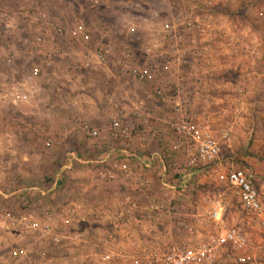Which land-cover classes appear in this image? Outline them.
Segmentation results:
<instances>
[{
	"label": "rangeland",
	"instance_id": "1",
	"mask_svg": "<svg viewBox=\"0 0 264 264\" xmlns=\"http://www.w3.org/2000/svg\"><path fill=\"white\" fill-rule=\"evenodd\" d=\"M178 5L181 6L180 9ZM163 6L169 9H163ZM182 15L197 20L206 30L202 35L199 32H184L182 28L177 30L182 39L181 43L183 41V48L190 53V60H196L197 72L207 73L209 70L214 72L213 68L220 65L214 58L219 55L216 48L228 43L225 46L231 50V55L236 48L231 45L230 39L239 33L246 45H252L254 41L260 43L262 54L256 68L264 73V0H0V170H3L0 171V264H108L113 260L118 264H142L143 253H162L171 244L195 246L210 241L213 235L220 237V231L207 219L210 202L216 197H222L225 201V218L229 225L240 228L253 245H258L263 240L264 228L260 226V220L242 209L234 189L219 178L221 173L244 164L240 157H237V152L242 150L246 155L252 154L251 149L258 128L255 127L251 132L253 128L251 123L249 126L241 125V134L238 136L240 139L234 142L235 153L227 152L226 160L221 165L195 171L187 169L183 166L187 152L184 148L176 147L180 142L179 137L169 124L180 112H177L169 102H165L167 108L162 105L165 99L171 101L172 75L166 71L163 76L155 75L153 80L146 81L143 85V80L131 79L119 70L118 62L123 58L125 50H129L130 59L135 65L154 69L155 74L158 68L170 67L171 50L167 37L163 42L168 52L160 54L152 51L148 57L143 54V42L151 43L158 39L159 28L172 23L176 17ZM222 22L231 25L230 31L219 35L220 30L214 26ZM78 25L85 30L78 28ZM71 28L79 29L76 34L81 38L75 43L71 40L77 35L72 34ZM203 35L212 37L210 42L213 50L209 53H202L200 47L196 46L197 43H194ZM95 46H101L107 51L109 68L118 74L112 81L123 83L133 94V102L140 105L133 108L131 122L127 123L131 130V139L126 142L113 141V147L126 145L130 153L136 154L140 160L137 168L143 169V155L145 158L154 153L161 155L163 164L166 165L163 177L158 172L162 164L159 161L151 168L156 172L152 177L147 176L149 193L148 201L141 207L144 210L142 220L120 219L119 223L124 224L125 229L136 236L130 235V240L124 242L120 238L116 239V247L123 252H119L117 258L108 250L109 245L106 244L109 231L104 230L102 233L100 231L98 235L87 234L83 239L77 238L80 225L77 223L78 212L74 210L79 206L72 204L78 197L73 186L77 180L73 173H69L66 177L68 179L66 186L64 177L66 169L62 167L68 164V161L72 163L69 171H72L75 165H85L94 169H122L121 167L126 165L129 169L128 164L120 161L117 156L110 162L99 164L96 162L99 159L93 155L79 157L75 153L77 148L75 143L66 144L61 141L60 137L64 130L62 127H48L41 121L42 109L40 112L37 111L39 112L37 115L31 114L34 116L31 119L27 116L30 111L27 106L24 105L17 111L5 102L12 97V93H15V90L11 92L7 89L11 87L12 82L18 86L23 84L33 90L34 85L42 81L39 80L41 76L53 72L54 69L57 70L58 76L72 71V75L81 72L85 74L86 80L91 78L93 75L91 71L96 70L89 69L90 61L92 63L94 60L95 64L93 57ZM63 53L71 55L62 56ZM238 54L246 55L244 51L238 50L234 56ZM47 55L50 56V66H47L44 60V56ZM84 55L91 60L88 61ZM222 57L223 55H220L218 58L225 61ZM84 58L88 65L82 66L80 70L79 65L81 66ZM33 69H37L38 74L28 79ZM52 80L61 81L55 75ZM106 80V76L96 80L93 95L97 97L104 93L102 89L99 90V86L107 84ZM184 85H187L186 81ZM261 85L264 87V78ZM143 86L148 90V95L153 97L150 100L155 102L157 100V107L152 110L154 122L149 123L146 129L149 132L147 136L151 139L147 142L148 149L145 150L140 146L143 143L144 129ZM158 87L163 89V99L153 96ZM72 89L70 92L72 97L66 99L70 105L79 91ZM8 90L9 93H6ZM3 95H6V98L2 97ZM251 95L252 92L248 95L249 100ZM260 97L264 101V93ZM56 101L58 98L53 93L48 101L54 108L52 116L50 115L52 120H49L53 121V125H57L61 119L58 118L61 113L57 110L60 107ZM213 110L207 113L216 112L218 109L213 107ZM64 112H67L65 114L70 118L74 130L83 131L84 136L89 137L80 125L82 123L87 124L89 129H98L100 131L98 138L107 135V128L104 130L94 128L90 125V119H85V116L82 117L74 109ZM230 113L233 114L232 106L227 115H224L225 121H228ZM248 113L249 118L251 113L256 118L259 117L261 121L259 130L263 135L264 109L255 108ZM180 114H194L200 125L216 132L225 128L221 122L205 123L206 115L198 105L191 110L182 109ZM240 114L241 117H248L244 112L238 115ZM51 145L54 147L51 148ZM69 149L74 153L73 155L69 153L68 157L78 158L77 161H74V158L65 160V154ZM106 163L111 164L108 166ZM134 163L136 162H130L131 167H134ZM246 169L253 170L257 175L256 186L264 209V169L259 171L249 167ZM27 172L33 174V179L23 182L21 176H26ZM189 172L192 174L182 177V173ZM56 177L59 178L57 189L49 195H41L44 182H51ZM182 180L186 182L184 188L181 187ZM105 181L107 180H102ZM163 183L177 188L169 187L165 192L161 189L167 188ZM60 186L66 189L65 192L61 191ZM29 195L33 197L32 203H22ZM65 198H69V202H65ZM125 208L127 210L128 207ZM107 209L108 206H105L104 215L107 214ZM4 211L19 217L25 216L27 226L20 225L16 228L11 221L5 219ZM47 211L53 214L52 220L47 219ZM68 212L71 218L69 216L67 218ZM69 218L72 220L67 223L66 220ZM102 226L108 229L104 222L101 223V228ZM17 248L22 253L14 256L13 251ZM214 264L238 263L234 252L228 246H223ZM254 264H264V250L256 253Z\"/></svg>",
	"mask_w": 264,
	"mask_h": 264
},
{
	"label": "crops",
	"instance_id": "2",
	"mask_svg": "<svg viewBox=\"0 0 264 264\" xmlns=\"http://www.w3.org/2000/svg\"><path fill=\"white\" fill-rule=\"evenodd\" d=\"M179 6L180 5H178V8L180 9L181 6ZM163 9L169 8H167V6H163ZM175 9H177V7H175ZM202 18L204 19V17ZM230 26V24L222 22L220 25L214 27L220 30L218 34L221 35L222 33L225 34L227 31H230ZM78 28L85 30V28L80 25H78ZM71 29L72 34L75 33L74 35H77L75 39L71 40L72 43H75L81 38L78 34H76L79 29ZM216 34L217 33H215V35ZM179 35L180 34L175 32L174 29H165L164 25L159 28L158 39H155V41H151V43L143 42L144 48L156 45V47L153 48V52H159L160 54H162L166 51L164 48L163 40H166L165 37H167L170 41L171 65L170 67H161L160 69L158 68L155 74L158 76H163V73L169 72L173 78V82L171 85V101L165 99L162 105L167 108L165 102H169L173 104L174 109L176 108L179 110H191L196 108V105H198V108L201 109L206 115L205 123L213 124L215 122H221V124L223 123L225 125V128L230 129V139L227 143L224 142L222 145L221 161L220 163H218V165H221L223 161L226 160L227 152L235 153L234 142L235 140L237 141V139H240V137H238L241 134L240 126L244 124H248L249 126V124L251 123L253 126L251 132L254 131L255 127L258 128V130H256V137L251 149L252 154L246 155V153H244L242 150L237 152L236 154L237 157H240L242 163H244L246 167H249L250 169H255L256 171H259V169H264V133L263 135H261L262 132L259 130L261 121L259 117L256 118L255 115L252 113L251 118H249L250 113H248L249 111H254L255 108L259 110L264 109V101H262L260 97L261 94L264 93V87H262L261 85V80H263L264 78V73L259 72L256 68L257 63L261 57L260 54H262L261 48L259 47L260 43H255L254 41L252 45H246V43L242 41L240 34L236 33V37L230 39L231 45L236 48V51H244L246 55L243 56L242 54H238L234 56V53L236 51L230 55L231 50L227 49V46H225L228 45V43L225 45L221 44L222 47L216 48L219 55L214 56V58H216L217 60L215 62L220 63V65L213 68V70H215L214 72H210L209 70L207 71V73L205 71L199 73L196 71V60H190V53L186 48H183V41L181 43L182 39ZM206 36L204 37L203 35L202 38L197 39V42L194 41L195 44L197 43L196 46L200 47L202 53H209L210 50H213L210 42V40H212V37L210 36V38ZM91 50L93 51L94 49ZM70 55L71 54L66 55V53H63L62 56ZM220 55H223L222 58L225 59V61H222L218 58ZM84 57L86 58L87 56L84 55ZM85 58L82 60L81 66L79 65L80 70L82 66L88 65L86 64ZM186 58H188V60ZM87 60L90 61L91 59H88L87 57ZM93 62H89L90 71L94 69ZM109 67V63L97 66L98 70L96 69L91 71L93 75L87 80L85 74H81V72H75L76 75H72L71 71L58 76L57 70L54 69L53 72H49L48 74L41 76L39 80L42 81H38L36 85H34L33 90L32 88H27V98L24 100V104L22 103L24 101L9 102L10 98L5 102L17 111L20 110L22 106H27V108L30 110L27 116L31 119L32 117H34L32 116L33 114H39L40 109H42L43 113L40 115L42 117L41 121H43V123L48 127H62L64 130L60 137L61 141L65 142L66 144L67 142L75 143V146L77 147V151L75 150V153H77L79 157L83 158L86 155H93L94 158L102 159V161L104 160L103 163H105L106 161L110 162L112 158H115V156H117L120 161L128 164L129 169H107L108 171H111L115 175V177L112 180L109 179L105 182H102L103 179H101V177L99 176L100 171H102L103 169H94V167H89L85 165H75L72 169V172L69 171L71 170L69 168L72 167V163L70 161H68V164H64L62 167V169H66L64 173L66 186H68V179L66 177L69 173H73L74 176H76L75 180H77V182L73 183V186H75L76 188V193L78 197H76L75 199L76 202H72V204H74L75 206H79L80 208H76L74 210L78 212L77 216L79 217L77 219V223L79 222L78 224L80 225L78 229V231L80 232L77 233V238L82 237L83 239L87 234L98 235L100 231L102 233V231L107 230L109 231V238L106 243L109 245L108 250L117 258V255L120 254L122 251H120L116 247V239L120 238L124 242L130 240V235L134 237L136 236V234L134 235L133 233L128 231V229L126 230L124 224L119 223L120 219L123 221H125V219H128L129 221L132 219H134L135 221L142 220V218L144 217V210L141 207L146 201H148L147 193H149V184L146 180L148 178L147 176L152 177V174H154L156 170L151 168L153 167V165H155V163H157V161H159L162 164L160 169H158V172L163 177V172L166 170V165H164L165 163L163 164V157L157 153H154L145 158L143 155V169L137 168L138 165H140V160L138 156L134 153L131 154L129 149L125 147L126 145H121L119 148L113 147L114 142L108 137V134L103 138L100 137L97 139L87 137L86 135L84 136L82 134L83 131L79 129L74 130L75 128L71 124L68 115L65 114L67 112H64V110L74 109L75 111H77L78 114H81L82 117L85 116V119H90V125H92L94 128L99 127L104 130L109 125L110 115H112L114 110H116L117 106H119L126 110L125 122H131V111L133 110V108H136L139 103L137 104V102H133V94L123 83L120 84L116 80L112 81V78L116 79L118 74L112 72ZM53 75H55L58 80L61 79V81H53ZM105 76L107 78V84H105L104 86H99V90L102 89L104 93H101L102 95L96 97L95 95H93V88L95 87V84H97L95 82H97V79ZM123 78L126 77L123 76ZM185 81L187 83L186 86L184 85ZM52 82L54 84H52ZM145 82L146 81H144L143 85H145ZM234 83H237V85H235ZM16 84L17 83L12 82V84L10 85L11 87L6 88L10 89V91L12 92L18 87V85ZM72 88L78 89L79 91L77 92L75 97H73V103L72 105H70L69 101H67L66 99L69 96L72 97L70 95L71 90H73ZM239 89L243 90L241 112H244V114H246V116L248 117L244 118L241 117V114L234 115L230 113L231 116H229L228 121H225L224 115H227V112L231 110V106L233 105L234 99L239 94ZM251 92V100H249L248 95ZM6 93H9V90ZM53 93H55V96L58 98L56 104H58V106L60 107L57 109L58 111L60 110L59 113H61L58 115V118H61L60 122L57 123V125L59 126L53 125V121H49L52 120L50 119V115L52 116L51 113L54 108L50 106L51 104L48 101H50L51 95ZM66 93L67 96H65ZM5 96L6 95H3L2 97L6 98ZM153 96L160 99L163 97L156 96V94ZM150 98L153 99V97L148 95V90L144 88V129L143 143L140 144V146L143 147V150L148 149L147 142L150 141L151 138L147 136V133L149 132L146 129L148 128L149 123L152 124L154 122L155 117L153 116L152 110H155V107H157V100L155 102L154 100H150ZM213 107H216V109L218 110L216 112H212L214 111ZM210 110H212L211 113H207ZM92 111L94 112L92 113ZM53 147L54 146H52L51 148ZM69 153H74V151H72V149H69L65 154V160L67 161L68 159H75L74 161H77L78 158H69ZM109 155H112V157H108ZM79 161L82 162V160ZM131 161L136 162L134 163V167H131ZM96 162L97 164H99L98 161ZM110 164L111 163H108L107 165L109 166ZM214 166L215 165L200 169H211ZM29 167H31V165H29ZM49 173H51V171ZM25 175V178L23 177V175L21 176L23 182L28 181L33 176V174L30 172H27V174ZM50 184L51 182H44L42 190L40 191L41 195H49V193L57 189H52ZM163 184L166 185L165 183ZM166 186V189L164 187L161 188L164 189L165 192L168 191L169 187L173 189L177 188V186L175 187L173 185ZM61 187L62 186H60V188ZM65 190L66 189L62 187L61 191L65 192ZM27 197L28 198H26V201H22V203H32V195H29ZM20 198L23 199V197ZM65 202H69V198H65ZM133 202L136 203L137 208L133 209V211L131 210L130 212H127V210H125V207H129V205ZM105 206H108L106 215H104L106 211H103ZM66 216L67 218L68 216L70 217V212H68ZM22 217L25 221V216ZM70 218L67 219L66 222L69 221L70 223L72 220ZM103 222L106 224V226H108V229L104 228L103 226V228H101V223ZM120 244L122 243L120 242ZM120 244H118V247L120 246ZM108 264L118 263L116 262V260H113Z\"/></svg>",
	"mask_w": 264,
	"mask_h": 264
},
{
	"label": "built area",
	"instance_id": "3",
	"mask_svg": "<svg viewBox=\"0 0 264 264\" xmlns=\"http://www.w3.org/2000/svg\"><path fill=\"white\" fill-rule=\"evenodd\" d=\"M178 27H181L187 32H199L203 34L206 31L197 20H192L184 15L176 17L172 23L165 25V29H174L175 32L179 30ZM155 47L156 45L145 47L143 50L144 56H148ZM106 52V49L101 46L95 48L93 54L95 58V64H93L94 69H97L99 65L101 66L108 63ZM130 56L129 50H125L123 58L118 62L120 72L131 79L141 81L153 80L155 77L154 69H148L147 67L142 68L135 65L130 59ZM44 60L46 65L50 66V56H44ZM37 74V69H33L28 75V79L33 78ZM155 93L157 96L162 97V87H158ZM238 93L232 105V112L234 115H238L241 112L243 90L239 89ZM26 98L27 88L22 84L15 89V93H12L9 102L10 100L12 102H21ZM181 111L182 110L177 109V112L181 113ZM180 113L177 114L169 124L171 129L179 137L180 142L176 147L179 149L184 148L187 152V158L183 166L195 171L196 169L218 165L221 161L222 145L224 142L227 143L230 139V129L224 128L216 132L209 127L200 125L198 121H196V115H184ZM81 125L90 138H98L100 136V131L98 129H89L88 125L85 123ZM107 134L112 141L126 142L131 139V130L125 122L124 108L117 106L116 110H114L113 114L110 116ZM70 154L73 155V153ZM97 161L99 163L104 162L102 159ZM121 168L127 169V166L123 165ZM190 174L192 173H182V177L185 178ZM99 176L103 180H112L115 177V175L107 169L100 171ZM219 178L225 180L228 185L234 189L242 209L249 215L257 217L260 220V226L264 228V209L256 186V173L246 168L232 167L227 172L221 173ZM183 180L181 181L183 183L181 187L184 188L186 182ZM50 186L52 189H56L59 186V178H54ZM135 208H137V205L133 202L127 208V212ZM225 212L226 205L224 199L222 197L212 199L207 210V219L220 231V237L213 235L210 241L195 246L171 244L162 253H143L141 257L143 259L142 264H214L223 246H228L234 252L235 260L238 264H254L256 253L264 250V231L263 240L260 241L258 245H253L240 228L227 223ZM4 217L6 220L11 221L16 228H19L20 225H26L22 216L19 217L4 211ZM46 217L52 220L53 214L47 211ZM34 225L35 224H32V226ZM21 253L22 251L18 248L13 251L14 256H19Z\"/></svg>",
	"mask_w": 264,
	"mask_h": 264
},
{
	"label": "trees",
	"instance_id": "4",
	"mask_svg": "<svg viewBox=\"0 0 264 264\" xmlns=\"http://www.w3.org/2000/svg\"><path fill=\"white\" fill-rule=\"evenodd\" d=\"M239 168H246V165L242 164L241 167H239Z\"/></svg>",
	"mask_w": 264,
	"mask_h": 264
}]
</instances>
